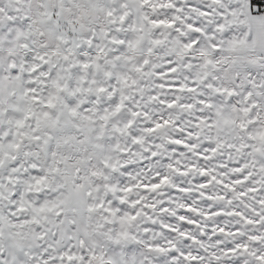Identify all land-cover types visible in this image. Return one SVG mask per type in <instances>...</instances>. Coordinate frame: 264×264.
<instances>
[{
  "label": "snow or ice",
  "instance_id": "6c2138e0",
  "mask_svg": "<svg viewBox=\"0 0 264 264\" xmlns=\"http://www.w3.org/2000/svg\"><path fill=\"white\" fill-rule=\"evenodd\" d=\"M0 264H264V0H0Z\"/></svg>",
  "mask_w": 264,
  "mask_h": 264
},
{
  "label": "trees",
  "instance_id": "16d2710c",
  "mask_svg": "<svg viewBox=\"0 0 264 264\" xmlns=\"http://www.w3.org/2000/svg\"><path fill=\"white\" fill-rule=\"evenodd\" d=\"M252 2H253V3H258V2H259V0H252Z\"/></svg>",
  "mask_w": 264,
  "mask_h": 264
}]
</instances>
